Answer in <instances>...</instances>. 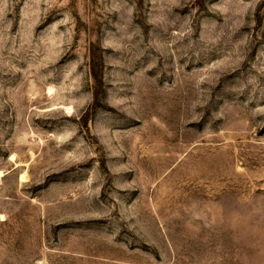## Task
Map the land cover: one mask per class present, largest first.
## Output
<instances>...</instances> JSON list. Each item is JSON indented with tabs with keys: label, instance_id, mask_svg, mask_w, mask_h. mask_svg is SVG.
<instances>
[{
	"label": "rangeland",
	"instance_id": "1",
	"mask_svg": "<svg viewBox=\"0 0 264 264\" xmlns=\"http://www.w3.org/2000/svg\"><path fill=\"white\" fill-rule=\"evenodd\" d=\"M0 171V264H264V0H0Z\"/></svg>",
	"mask_w": 264,
	"mask_h": 264
},
{
	"label": "trees",
	"instance_id": "2",
	"mask_svg": "<svg viewBox=\"0 0 264 264\" xmlns=\"http://www.w3.org/2000/svg\"><path fill=\"white\" fill-rule=\"evenodd\" d=\"M93 77H95L98 82H101L99 77H98L96 70H93Z\"/></svg>",
	"mask_w": 264,
	"mask_h": 264
},
{
	"label": "bare ground",
	"instance_id": "3",
	"mask_svg": "<svg viewBox=\"0 0 264 264\" xmlns=\"http://www.w3.org/2000/svg\"><path fill=\"white\" fill-rule=\"evenodd\" d=\"M2 174V172L0 171V175ZM23 177H24V175H23ZM23 177H21V178H23Z\"/></svg>",
	"mask_w": 264,
	"mask_h": 264
}]
</instances>
